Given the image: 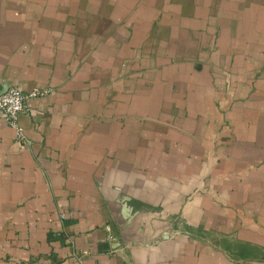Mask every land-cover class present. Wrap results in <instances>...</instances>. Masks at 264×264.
<instances>
[{
	"label": "crops",
	"instance_id": "1",
	"mask_svg": "<svg viewBox=\"0 0 264 264\" xmlns=\"http://www.w3.org/2000/svg\"><path fill=\"white\" fill-rule=\"evenodd\" d=\"M0 264H264V0H0Z\"/></svg>",
	"mask_w": 264,
	"mask_h": 264
},
{
	"label": "built area",
	"instance_id": "2",
	"mask_svg": "<svg viewBox=\"0 0 264 264\" xmlns=\"http://www.w3.org/2000/svg\"><path fill=\"white\" fill-rule=\"evenodd\" d=\"M48 93V90L35 89L24 91L18 86H11L0 95V117L7 121L15 130L17 140L21 142L26 141V137L19 124V119L22 115L29 112V102Z\"/></svg>",
	"mask_w": 264,
	"mask_h": 264
}]
</instances>
